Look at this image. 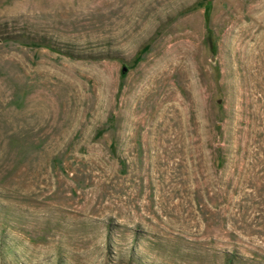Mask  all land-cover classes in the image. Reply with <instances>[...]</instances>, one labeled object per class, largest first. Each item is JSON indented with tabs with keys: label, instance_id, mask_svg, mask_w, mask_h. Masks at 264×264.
<instances>
[{
	"label": "rangeland",
	"instance_id": "374dc122",
	"mask_svg": "<svg viewBox=\"0 0 264 264\" xmlns=\"http://www.w3.org/2000/svg\"><path fill=\"white\" fill-rule=\"evenodd\" d=\"M0 264H264V0H0Z\"/></svg>",
	"mask_w": 264,
	"mask_h": 264
}]
</instances>
